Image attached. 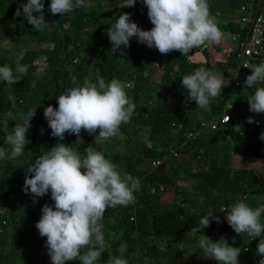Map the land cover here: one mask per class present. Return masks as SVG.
Returning <instances> with one entry per match:
<instances>
[{
    "label": "trees",
    "instance_id": "trees-1",
    "mask_svg": "<svg viewBox=\"0 0 264 264\" xmlns=\"http://www.w3.org/2000/svg\"><path fill=\"white\" fill-rule=\"evenodd\" d=\"M43 2V14L47 24L43 30H36L25 17L15 15L17 8H21L27 0H0V14L2 15L0 39L17 42L20 38L26 41L30 53L24 57L23 61L31 59L34 51L37 50L32 63L26 64L29 67L24 79L11 86L0 81V129L7 125L11 132L15 123L20 122V117L35 108V116L30 123L31 126H33V121L37 124L36 128L30 127L26 134L29 143L26 144L23 155L15 159H9L6 156L0 160V227L6 232L0 234V264H13L12 262L31 264L32 261L25 258V256L29 258L30 247H36L39 252L45 254L44 264H51L47 254L46 237L39 235L35 225L42 214V207L45 204L52 206L53 201L50 192L37 198H34L31 193L25 194L23 191L25 167L31 162L34 163L39 156L46 154L48 149L56 143L71 145L76 141L77 137L74 134L66 133L63 141H58L57 138L51 136V129L44 116V108L49 105L57 107L56 97L69 88L82 86L86 79L95 83L97 77L104 78L106 82L112 79L119 80L125 86L128 97L134 102L135 109L130 121L121 125L117 136L110 138L107 142L95 141V135L99 134L98 130L94 135L82 131L83 144L78 145L77 148L83 153L88 146L98 142L96 151L103 153L107 159L116 164L121 173L126 172L140 181V190L134 193V203L128 206H117L115 209L109 208L105 212L102 221L105 248L99 264L107 263L106 250L108 247L113 249L116 256L117 249L122 244L127 245L126 256L129 262L140 252L142 259L136 260V264H145L146 258L150 259L149 264H155V262L206 264L201 258L199 260L191 257L186 261L180 248L174 247L173 244L178 243L181 235L184 237L191 235L197 239L203 234L213 242L223 237L230 246L241 248V254L238 257L239 264H258L260 259L256 254L258 243L248 245L246 250L240 236L227 222V224L222 222L216 225V221L212 220L210 226L198 235L194 236L191 232V228L197 226L200 218L207 215L209 210L216 216H220L219 208L222 205L220 200L231 198L236 194L232 191L222 192V190L233 184L242 185L249 195L245 200L252 208L258 206L251 203L250 196L257 195L264 198V177H258L254 170L250 169L229 172L233 155L249 156L259 152L257 147L250 144L249 135L253 134L250 131L252 124H256L255 120L261 116L250 113L247 117H243L240 114L248 106L247 99L252 95L250 89L244 87L242 90L239 87L238 94L245 96L234 103L236 109L232 110L233 120L231 122L226 124L218 122L216 129H212L211 126L208 129H201L197 124L189 125L183 119L184 114L180 106L186 109L194 107L181 96L180 91L184 90L181 80L184 75L191 74L196 68L201 67V62L194 60L190 62L178 51L166 55L160 54L166 57L165 73L161 81L156 85L148 81L144 83L142 80L144 74L148 75V68L155 70L152 65L157 68L158 66L156 63L148 64L140 57L132 58L128 54L134 48L140 50L142 47L135 37L130 40L128 48L121 47L120 51L124 55L119 52L114 54L110 50L112 45L106 30L116 21H109L117 12V8L113 5L114 0H109V3L106 0H86L85 7L61 16L59 14L53 16L49 12L50 0H43ZM207 2L209 6L213 5L212 0H207ZM96 8H98V16ZM140 11L145 13L144 24L139 21ZM147 11L142 0H138L124 13L131 14V20L142 30H150L153 25L148 18ZM34 15L38 14L34 13ZM66 22H70L68 27L65 26ZM21 23L22 32L20 34ZM230 28L233 32L246 31L241 30L240 26L233 25ZM84 40H86L85 43H83ZM91 40L92 44L96 43V46L91 45ZM45 41L51 46L55 42L61 43L55 61L54 48L51 46V48H43ZM97 48H102L103 51L95 54ZM199 48L193 49L189 54H193ZM69 51H73L72 57ZM199 52L201 55L202 52L206 56L209 55L207 63H202V67L208 70L221 68L227 64L228 67L236 70L240 64L235 51L231 53L233 54L231 57L227 58L226 63L217 64L210 63L211 56L208 47H204ZM2 53L7 52L2 51ZM46 57L47 61L44 62ZM39 58L42 63L46 64V70L42 76L37 77L34 75L36 71L34 61ZM115 59L119 60L123 71L120 70ZM247 61L251 64L260 62L248 58ZM3 65H5V58L0 59V66ZM11 67L14 70L16 65ZM175 67L176 72L173 71ZM155 74V71L150 72L148 78L154 77ZM33 81H35L34 86ZM129 82H132V88H126V83L130 86ZM244 82H241L242 86ZM149 88H154V92H150ZM160 90L163 91L162 94L158 93ZM249 93L251 95L247 96ZM141 99L147 100L146 104L140 103ZM225 104L226 102L213 106L212 117L216 118L224 109ZM153 105L157 106L151 107ZM249 118H252L254 123H248ZM173 123H176L175 126H172ZM177 124H180L182 129L178 128ZM235 125H240L242 130L235 131L233 129ZM145 127H148L147 132ZM41 129L47 130L50 135L47 138L43 137L39 142L37 135ZM187 130L197 132L200 139L187 143L183 148L188 150L194 145L202 150L206 148L208 154L201 162L193 159L185 162L180 159L182 157L180 154L178 157L172 156L169 159L163 152L166 146L173 143L182 144L185 141L183 133ZM5 135L0 132V141ZM143 136L152 143L151 147H147ZM221 143H226L229 147L222 149ZM0 146L9 148L4 142L0 143ZM180 180L189 182V186L184 189L180 188L177 184ZM160 184H164L169 191L175 192L174 200L169 204L161 200L164 192L152 193V189ZM191 185L192 188L189 189ZM34 199L35 202H33ZM193 202L196 205H192ZM263 216L264 213H262ZM253 255L256 257L253 258ZM191 260L197 262L191 263ZM67 264H79V261H70Z\"/></svg>",
    "mask_w": 264,
    "mask_h": 264
},
{
    "label": "clouds",
    "instance_id": "clouds-1",
    "mask_svg": "<svg viewBox=\"0 0 264 264\" xmlns=\"http://www.w3.org/2000/svg\"><path fill=\"white\" fill-rule=\"evenodd\" d=\"M136 2L137 0H124L118 7L126 10ZM142 2L147 7V15L153 27L142 30L131 20L129 13L112 15L113 21H116L106 30V34L112 45L110 50L114 54L119 52L124 55L120 51L121 47L128 48L130 40L135 37L138 43L155 48L160 54L178 51L191 60L189 53L193 49L219 44L224 39L223 32L210 14L207 0ZM22 5V11L17 8L15 15L25 17L36 30H43L47 24L43 14V0H27ZM85 6L86 0H50L48 10L52 15L61 16ZM34 64V75L42 76L46 64L40 60L34 61ZM28 67L21 64L20 60L16 61L14 70L7 64L0 66V81L9 86L15 85L24 79ZM242 67L251 69L244 87L255 88L254 94L247 95H251L247 99L249 110L257 115L264 114V87H256L264 84V59L254 64L245 62ZM34 84L35 81L33 86ZM181 84L187 90L188 100L195 101L198 109L206 111H211V102L221 95L224 88L223 80L205 67H198L191 74L184 75ZM56 100L57 107L49 105L44 108L51 136L63 141L68 133L74 134L77 139L71 145L58 142L46 154L36 158L34 163H29L25 167L23 191L25 194L31 193L34 198L43 197L50 192L53 205L45 204L42 207V214L35 227L41 237H46L51 264H67L70 261L99 264L105 248L102 230L105 212L109 208L134 203V193L140 190V181L126 172L121 173L116 164L91 145L83 153L77 146L83 144L82 131L94 135L98 130L95 141L107 142L117 136L121 125L130 121L135 104L119 80L106 82L102 77H97L95 83L86 79L82 86L69 88L56 97ZM35 112L36 108L23 114L11 132L7 125L0 129V132L6 134L4 144L9 146L8 149L0 146V160L6 156L15 159L24 153L25 146L29 143L26 134ZM229 119L227 115L226 123ZM248 123H254V120L249 118ZM233 129L237 132L242 130L240 125L233 126ZM189 131L193 130L184 131L185 141L182 144L173 143L166 146L163 152L175 150L178 155L181 154L187 143L198 139V136L188 139ZM250 131L253 133L249 135L250 144L264 149V122L252 124ZM246 197L249 196L245 195L234 205L222 204L219 213L221 216L225 215L228 225L237 235L242 237L246 234L252 238L251 241L259 239L256 254L260 257L258 264H264V208H252L245 200ZM221 216H216L209 210L207 215L200 218L198 225L191 228L192 234L195 236L203 232L212 220L220 225L223 221ZM198 247L207 259L216 264H239L241 248L230 246L223 237L213 242L206 235H200ZM126 250L127 245L122 244L117 249L121 255L107 262L128 264L127 259L123 258ZM29 259L35 260L31 251Z\"/></svg>",
    "mask_w": 264,
    "mask_h": 264
},
{
    "label": "rangeland",
    "instance_id": "rangeland-1",
    "mask_svg": "<svg viewBox=\"0 0 264 264\" xmlns=\"http://www.w3.org/2000/svg\"><path fill=\"white\" fill-rule=\"evenodd\" d=\"M236 1L237 2H235V5L237 6V9L236 8H231V10H227L226 7H223V6H221V7H222L223 12L226 13L225 18H226L227 22H229V21L232 22L233 21V23H234L233 25L234 26H239L240 25L239 19L242 16V12L239 11V6L242 3H248L249 0H236ZM106 2L109 3V0H106ZM137 2H138V0H137ZM212 2H213V6H215L216 4H220V5L225 4L226 2H230V0H212ZM121 3H123V0H114V4H113L114 5V8H117L116 14H122V13L125 12V9L124 8H119L118 7ZM96 9H97V16H98V8H96ZM219 12L221 13V11H219ZM220 13H218V16L219 17H221V14ZM138 15H139V21H140V23L141 24H144L145 21H146V19H145V13L143 11H140L138 13ZM1 18H2V15L0 14V19ZM111 20L113 21V17H111L109 21H111ZM69 23L70 22H66L65 23V26L68 27L69 26ZM21 27H22V23H21V26H20V34L22 32ZM225 29H226L227 36H228V33H229V36L228 37H229V39L231 41V39H232L233 35L235 34V32L233 33L230 30L229 27H226ZM15 32L16 31L14 30V33ZM93 33H94V29H93ZM85 42H86V40L83 41V43H85ZM226 42H227V44L225 46L228 49V53L231 54L233 52L234 46L231 43L229 45L228 39H227ZM91 45L92 46H96V43L92 44V40H91ZM8 46H9V48H10L11 51H8L6 54L2 53V50L1 49L4 48V49L7 50L8 49ZM50 46L51 45H49V43L46 42V41L43 44V48H45V49L49 48ZM51 47L54 48V61H55L57 59V55H58V52H59V48L61 47V43L55 42ZM204 47H208L209 48V45H205ZM204 47L199 48L196 51L195 54H191L192 59L189 60V61L192 62L193 60H195V56H197V57L201 56V58H202L201 52H198V51L203 50ZM34 48H35V46H34ZM99 51H103V49L102 48H97L94 53L95 54H98ZM210 51H211V49H210ZM0 52H1L0 53V59L6 58V59L10 60L13 64H16V61L17 60H20V63L21 64L22 63L30 64V63H32L34 57L37 54V50H35L34 51V55H33V57L31 59H28V60L23 61L24 60V57L28 53H30V48L28 47L27 42L24 41V40H20V38H19V40L17 42H15V41H9V40L6 41V39H4V40L0 39ZM69 54H70V57H72L74 55L73 51H69ZM128 54L132 58L140 57L145 62H147L148 64L158 63L160 65H164L166 63L165 56L160 55V53L158 52V50H156L155 48H149V47H147L144 44H142V47H141L140 50L137 49V48H134L132 51L128 52ZM21 56H23L22 59H21ZM38 60H40V58ZM115 60H117V59H115ZM45 61H47V57L44 58V62ZM117 62H118V66H119L120 70L123 71L122 66H121L119 60H117ZM200 62H201L200 66L202 67V61H200ZM210 63H211V61H210ZM152 66H154L153 68L155 70H152L150 68H148V70L151 73L153 71H155L156 72L155 75H157L158 74V68L155 65H152ZM141 68H144V67L141 66ZM216 68H217V70L219 72L218 71H215L216 69H212L211 71H214L213 73H215L216 75L219 76L220 75L221 68H219V67H216ZM149 71H148V75L150 74ZM162 71L163 72H162L161 76L158 77V75H157L155 78L154 77L148 78V75L144 74V79L142 80V82L148 81V82H151L152 84H155V85L158 84L161 81L163 74L165 73V69L162 70ZM250 74H251V70L245 73V75H244V77L242 78L241 81H245L247 75H250ZM234 78H235V75L234 74L228 73V77L226 76V85H227V87H229V88L231 87ZM90 79L91 80H94L93 78H90ZM129 83H130V86L128 85V83H126V88H132V86H133L132 82H129ZM144 83H146V82H144ZM256 87H264V84H258V85H256ZM225 89H228V88H225ZM240 89L244 90V86L241 85L240 86ZM249 89H250L251 93L254 94L255 88H249ZM149 91L150 92H154V88H149ZM180 92H181V96L184 97V99L186 100V102H188L189 100H188L187 90L184 89V90H182ZM158 93L162 94L163 91L160 90ZM222 96L224 98H226V99L229 98V96L227 95V93L224 92V91L222 92ZM222 96L220 95V96L216 97L211 102V109H212L213 106L220 105L221 103H224L226 101V100L222 101ZM243 96H245V95L244 94L239 95L237 93L234 94V95H232L230 97L231 103L236 102L239 98H242ZM146 102H147V100H145V99H141L140 100V103H142L143 105L146 104ZM189 104L191 106H193L194 108L186 109L183 106H180V108L182 109L183 114H184L183 119L186 121L187 124H189V125H193V124L196 125L197 124L198 126H200L202 124V122L206 123L207 125H211L214 122L215 117H212L213 116L212 111H206V110L198 109L195 101H189ZM156 106L157 105H153L151 107H156ZM224 108H225V106H224ZM250 113H252V112H250V110H249V104H248V106L245 108L244 112L243 113H240V114H242L243 117H247L248 114H250ZM258 116H261V118L255 120V122L261 121L263 123L264 122V114H260ZM32 123H33V126H31V128H36L37 127V124L34 123V121ZM147 130H148V127H145V131L146 132H147ZM49 135L50 134H49V132L47 130H43V131L40 130V131H38L37 139L40 142L43 139V137L46 136V138H47ZM4 138L5 137L3 136V139H2V141H0V143H3L4 142ZM143 139L146 140L147 147H151L152 146V143L148 142L146 137L143 136ZM198 139H200V138L198 137ZM98 144L99 143L96 142L95 145H92V147L95 150H97L98 149ZM220 147L222 149H225L226 147H229V146L226 143H221L220 144ZM183 150H185V148ZM183 150L181 152V156L182 157L180 158L183 161L187 162V161H189V159H193L195 161H200V162L202 161V149H200V148H190V152L189 151H186V152L184 151L183 152ZM195 151H198L199 152L198 153V156H201V159H199V158L196 159L195 156H193V153ZM232 160H233L232 161L233 167L229 169V172H232L233 170L234 171L240 170V169H251V170H255L257 174H261V169L264 168V167H261L256 162H253L252 163V162H250L248 160H244L243 161L242 160V157H240L239 155H233ZM179 184H180L181 187L187 188V186H189L190 183L189 182H185L183 180H180L179 181ZM191 188H192V185L189 187V189H191ZM174 193H175L174 191H168L165 195L164 194L162 195L161 200L163 202H168V204H169V202H171V201L174 200V197H175L174 196ZM250 201H251V203L253 205L258 206L259 208H264V198L263 197L255 195V196H252L251 197ZM236 202H237V198H235V197L224 198V199H221L220 200V204L229 203L230 205H234ZM191 204L192 205H196L194 202L191 203ZM8 226L11 227V225H8ZM198 241H199V239H194L191 235H187L185 237H184V235H181V236H179L178 243H175L174 242L173 244H174V247L180 248L181 253H183L185 255L184 259H186V261L188 259H190L191 257H193V259H195V258H197V259L201 258L203 261L206 262V264H216L215 261L207 259V257H205L204 254H202V251L198 247ZM30 250H31V253H32V255L34 256V259H35V261L34 262H31V264H44L43 256L45 254L39 252L38 249H36V247H30ZM195 253L197 255L194 256ZM255 257L256 256H254V258ZM25 258H26V260L29 261V258L27 256H25ZM145 261H146V263H148L149 262V259H146ZM190 262L191 263H196L197 261L191 260ZM12 263L14 264V262H12ZM155 264H163V263H156L155 262Z\"/></svg>",
    "mask_w": 264,
    "mask_h": 264
},
{
    "label": "crops",
    "instance_id": "crops-1",
    "mask_svg": "<svg viewBox=\"0 0 264 264\" xmlns=\"http://www.w3.org/2000/svg\"><path fill=\"white\" fill-rule=\"evenodd\" d=\"M235 2H237L236 0H230V2H226L225 4H222V5H220V4H216L215 6H213L212 4H211V6H209V10H210V14H211V16H212V18L214 19V22L217 24V26L220 28V30L223 32V34H224V39L221 41V43H219V44H212V45H209V48L211 49V51H210V49L208 48V50H209V53H210V56H211V63L212 64H217V63H226L225 61L227 60V58L228 57H231V55H233V54H230V53H228V49H227V47L225 46L226 44H227V39H228V42H229V45H230V43L232 42V39H231V41H230V39H229V33H228V36H227V33H226V27H229L230 28V26L232 27L233 26V21L232 22H227V20H226V18H225V15H226V13L225 12H223V10H222V7L221 6H223V7H226V9L227 10H231V8H236L237 9V6L235 5ZM242 4H247V3H242ZM242 4H240V6H239V11H241L242 12V16H241V18H243L245 15H246V13L245 12H243L242 10H241V5ZM219 11H221V13L219 12ZM218 13H220L221 14V17H219L218 16ZM240 18V19H241ZM240 19H239V23H240ZM240 27H241V30H245V28H244V26L242 25V24H240L239 25ZM230 30H231V28H230ZM232 31V30H231ZM233 32V31H232ZM245 32V31H244ZM243 32V33H244ZM234 33V32H233ZM238 33H242V32H235V34L234 35H236V34H238ZM233 35V36H234ZM233 38V37H232ZM6 41H8V40H6ZM11 44V43H10ZM10 46V45H9ZM9 46H8V49L6 50V49H4V48H2L1 50L3 51V52H8V51H11L10 50V48H9ZM234 51V50H233ZM199 52V51H198ZM196 53V51L193 53V54H195ZM166 58V57H165ZM208 58H209V55H204V53L202 52V58H201V56H199V57H197V56H195V60L194 61H197V62H200V61H202V63H206L207 62V60H208ZM6 60H8V59H6L5 58V64H7L9 67H11V66H13V65H16V64H13L10 60H8V61H6ZM157 64V66H158V77L159 76H161V74H162V70H164L165 69V67H164V65H160V64H158V63H156ZM228 65V64H227ZM227 65H225V66H222L221 67V71H220V78L223 80V89H222V92L224 91V92H226L227 93V95L229 94V87H227V85H226V76L228 77V73H230V74H235V69L232 67H228ZM173 71L174 72H176L177 71V68L175 67L174 69H173ZM215 71H218L217 69L215 70ZM212 72H214V71H212ZM219 72V71H218ZM157 75H154V78L157 76ZM226 75V76H225ZM224 77V78H223ZM229 86V85H228ZM225 88H228V89H225ZM221 96H222V93H221ZM224 100H226V98H224L223 96H222V101H224ZM174 144H178V143H174ZM191 148H198V146L197 145H194V147H191ZM259 150V152H258V154H256V155H249V156H240V157H242V160L244 161V160H248V161H250V162H256L257 164H259L261 167H264V149H258ZM186 152V151H189L190 152V149H188V150H183V152ZM198 151H195L194 153H193V156H195V158L197 159V158H199V159H201V156H198ZM207 154H208V152H207V149L206 148H204L203 150H202V160H204V158L207 156ZM181 155V154H180ZM233 161V160H232ZM200 162V161H199ZM233 167V164H232V166H231V168ZM251 170V169H250ZM232 172H234V170L232 171ZM254 172L256 173V171L254 170ZM256 175L258 176V177H264V168L263 169H261V174H257L256 173ZM232 176H233V174H232ZM177 184H178V186L180 187V188H183V187H181L180 186V184H179V181L177 182ZM161 186H164L165 187V190L163 191L164 192V194H166L168 191H169V189L164 185V184H160V186H158L157 188H159V187H161ZM184 189V188H183ZM228 191H232V192H234V193H236L235 195H233L232 197H235V198H237V201H240V200H242L243 199V197L245 196V195H248V193H246V191H245V189L242 187V185H240V184H233V185H231L230 187H228V188H225V189H223L222 190V192H228ZM249 196V195H248ZM250 197H252V196H250ZM224 204V203H223ZM30 205H31V203H30ZM221 216V215H220ZM222 218H223V221L222 222H224L225 224H227L226 222V219H225V215H222L221 216ZM217 225V224H216ZM3 233H6L5 232V229H3L2 227H0V234H3ZM197 237V236H196ZM240 238H241V240H242V243H243V245L244 246H246V250H247V246L248 245H250V244H256V243H259V239H255V240H252L251 241V239L252 238H250V237H248L246 234H244V235H242V237L240 236ZM197 239H199V237H197ZM107 254H108V260L107 261H110L111 260V258H113V257H117V256H120L121 254L118 252L117 254H116V256H115V253H114V251H113V249L111 248V247H108L107 248ZM126 252H127V250H126ZM126 252L123 254V258H125V259H127V261H128V264H136V260H139V259H142L141 258V254H140V252L139 253H137L136 255H135V257L133 258V260L131 261V262H129V260H128V257L126 256ZM202 254H203V252H202ZM254 256L255 255H253L252 257L254 258ZM146 259H148V258H146ZM145 259V260H146ZM144 260V263L145 264H149V262H150V259H149V262L148 263H146V261ZM29 261H32V262H34L33 260H31V259H29ZM105 264H109V262H107V263H105ZM164 264V263H163Z\"/></svg>",
    "mask_w": 264,
    "mask_h": 264
},
{
    "label": "built area",
    "instance_id": "built-area-1",
    "mask_svg": "<svg viewBox=\"0 0 264 264\" xmlns=\"http://www.w3.org/2000/svg\"><path fill=\"white\" fill-rule=\"evenodd\" d=\"M259 1L260 0H249L247 4L241 5V10L245 12L246 15L240 19V24L244 26L246 31L244 33L234 35L231 42L234 46L233 50L236 52L238 60H240V64L235 71V78L229 89V98L227 99L225 108L222 111L223 113H219L211 125H207L202 122L200 125L201 129H208L210 126L212 129H216L218 127V122L226 124L227 115L230 117L227 123L231 122V113L232 110L235 109V105L234 103H231L230 97L236 93L238 94L242 78L246 72L251 70L249 68L242 67L243 64L245 62L251 64L247 61V58L249 59V57L254 58L256 61H261L264 56V0H262L261 3ZM173 126H175V124H173ZM177 126L182 129L180 124H177ZM196 136L199 137L198 133L194 131H189L187 134L188 139ZM177 155L178 153L175 150L165 152V156L169 159H171L172 156L176 157ZM164 190V186L159 188L155 187L152 189V193L154 194L156 191L163 192Z\"/></svg>",
    "mask_w": 264,
    "mask_h": 264
},
{
    "label": "water",
    "instance_id": "water-1",
    "mask_svg": "<svg viewBox=\"0 0 264 264\" xmlns=\"http://www.w3.org/2000/svg\"><path fill=\"white\" fill-rule=\"evenodd\" d=\"M262 0H260L259 2L261 3ZM249 59H251L252 61H256L254 58L249 57Z\"/></svg>",
    "mask_w": 264,
    "mask_h": 264
}]
</instances>
